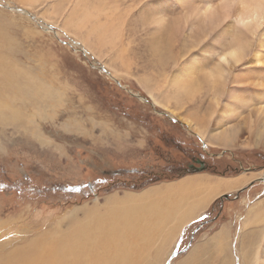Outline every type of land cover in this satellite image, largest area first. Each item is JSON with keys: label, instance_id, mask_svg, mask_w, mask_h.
I'll use <instances>...</instances> for the list:
<instances>
[{"label": "rangeland", "instance_id": "1", "mask_svg": "<svg viewBox=\"0 0 264 264\" xmlns=\"http://www.w3.org/2000/svg\"><path fill=\"white\" fill-rule=\"evenodd\" d=\"M213 1L224 3L0 0V261L132 207L140 220L165 203L137 204L125 190L194 173L239 185L172 241L124 230L127 260L252 264L258 252L264 264V18L243 28L234 7L214 26L193 14ZM238 37L243 57L221 64ZM89 248L87 258L116 262Z\"/></svg>", "mask_w": 264, "mask_h": 264}, {"label": "bare ground", "instance_id": "2", "mask_svg": "<svg viewBox=\"0 0 264 264\" xmlns=\"http://www.w3.org/2000/svg\"><path fill=\"white\" fill-rule=\"evenodd\" d=\"M223 1L224 3L219 5H216L215 1L211 3H205V6H202V8L198 7L196 11L193 12V14L200 13L199 16H202L204 20H206L207 22H209L211 25L214 26L215 22L223 21L225 17H227L229 9L234 7L236 11L235 20L237 24L238 25L240 24L243 28H249L252 24L257 28V26L260 25L259 23L261 19L264 18V0H223ZM230 45H229L230 49L227 52H224L223 55L221 56L224 58L223 60L221 59V64L233 63L234 65L235 63L240 61L247 48V44L245 40L240 39V37L236 38V40L234 39L230 43ZM224 74L225 73L221 75ZM219 91H222V89L219 90L218 88L217 92ZM233 96L235 97L236 94ZM237 98L239 100H243L241 97H237ZM258 109L261 110L259 112L260 114L259 116H262L261 120L263 121V127H264V105H262L261 108ZM221 121H223V119H221ZM92 206L95 208L94 205ZM129 212H131V214H129L128 216L123 215L122 216L123 218L117 216L112 220L110 219L107 220L106 222L104 221V218H102L105 223H101L100 219H98V221L95 222V225L91 227L89 225H87V227H84L85 226L84 225L81 228H79L78 232L71 234L72 236L75 237L72 241L65 242L63 244H58L55 242L49 243L48 241H47L48 244H43V242L37 243V241L33 242V245L31 243H28L29 245L27 246V250L21 252L20 253L21 255L16 252L7 258H4L2 261H0V264H131L132 261L130 262V259L127 260V256H126V252L127 250L129 251L130 245H128L129 240L125 235L126 232L124 230H127L130 235L136 236L137 237L136 240L138 239L141 240V238L146 235H150L151 237L155 238L157 234L155 232L149 231L148 225L150 222L148 221L147 217L149 218L152 216L150 215L141 216L140 219L142 221L141 222L137 218L138 214L135 215V213H133L134 212L133 207L132 209L129 208ZM163 213L164 212L162 211L161 217L159 215L160 218L158 217L157 220L155 221L152 220L154 223L153 222L151 223L150 225L151 227L153 226L156 228H164L165 217H163ZM123 219L126 220L122 221ZM105 227H107L109 231L106 230L107 228L105 229ZM76 234L79 235V237H77ZM68 235L70 236V234ZM108 243H111V246H108L107 245ZM89 246L91 247L89 248ZM96 246H98V248L102 247V249L108 252L110 250L116 252L115 255L118 254L116 258V262L110 261L108 258H106L107 260L101 261L103 262L101 263L100 261L96 260L98 257L94 258L96 254L91 255L90 259L87 258L88 255L86 254V251L88 250V248L89 250L91 249L94 252ZM22 247L25 248V246ZM257 254L258 252L255 253L252 264L259 263ZM92 259H95V261L93 262Z\"/></svg>", "mask_w": 264, "mask_h": 264}, {"label": "crops", "instance_id": "3", "mask_svg": "<svg viewBox=\"0 0 264 264\" xmlns=\"http://www.w3.org/2000/svg\"><path fill=\"white\" fill-rule=\"evenodd\" d=\"M238 185L237 181L232 178L212 177L210 174L193 173L174 180L161 181L139 191L125 190L123 196L128 197L134 195L132 197L136 199L137 204L148 202L149 204L156 205L158 201L154 200L156 198H160V202L165 203V208L159 206V211L155 209L150 214H145L146 216H152V219L156 218V220L159 215L161 217L162 211L169 215L166 218L164 228H162H167L166 231L164 230V232L161 228H157L158 230H162L160 234L163 233V238H155L150 241H159L162 243L163 241H172L176 235L178 236L181 226L196 218L217 195L226 193L229 189H233ZM148 190L150 193L139 196L140 193ZM160 190L164 191L159 192ZM144 206L150 207L147 204ZM141 216H144V214H141ZM167 223H170V226ZM150 232H155L159 235L156 229Z\"/></svg>", "mask_w": 264, "mask_h": 264}, {"label": "trees", "instance_id": "4", "mask_svg": "<svg viewBox=\"0 0 264 264\" xmlns=\"http://www.w3.org/2000/svg\"><path fill=\"white\" fill-rule=\"evenodd\" d=\"M184 165H183V163H181V161H180V163L177 165V167H178V169H180L181 167H183ZM195 170H197V169H190V170H188L189 172H194ZM176 176V175H175ZM174 175L173 176H171V177H164V178H159V177H157L156 179H152L149 183H154V182H158V181H160V180H163V179H169V178H172V177H175Z\"/></svg>", "mask_w": 264, "mask_h": 264}, {"label": "snow or ice", "instance_id": "5", "mask_svg": "<svg viewBox=\"0 0 264 264\" xmlns=\"http://www.w3.org/2000/svg\"><path fill=\"white\" fill-rule=\"evenodd\" d=\"M222 37H223V33H221V34H218L217 35V37H215L214 38V40H216V41H219V40H221L222 39ZM215 45L214 44H212V43H210V45H209V47H214ZM221 59L223 60L224 58L223 57H221Z\"/></svg>", "mask_w": 264, "mask_h": 264}, {"label": "water", "instance_id": "6", "mask_svg": "<svg viewBox=\"0 0 264 264\" xmlns=\"http://www.w3.org/2000/svg\"><path fill=\"white\" fill-rule=\"evenodd\" d=\"M167 264H169V261H168V263Z\"/></svg>", "mask_w": 264, "mask_h": 264}]
</instances>
